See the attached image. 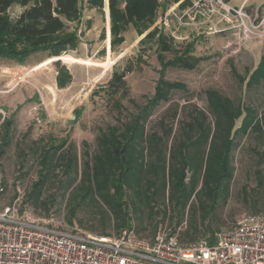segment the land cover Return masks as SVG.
Returning a JSON list of instances; mask_svg holds the SVG:
<instances>
[{
    "label": "rangeland",
    "instance_id": "rangeland-1",
    "mask_svg": "<svg viewBox=\"0 0 264 264\" xmlns=\"http://www.w3.org/2000/svg\"><path fill=\"white\" fill-rule=\"evenodd\" d=\"M52 1L55 3V0ZM165 1L169 3L168 6H174V0ZM227 1L232 6H240L244 0ZM80 3L81 16L84 18L91 12L100 21L101 36L105 34L106 37L109 18L111 28L110 6L106 18L104 9L90 11L92 8L87 0H80ZM257 9V23H262L264 0H249L247 12L256 14ZM24 10L22 5L15 4L9 12L11 19H16ZM174 26L176 27L175 24ZM260 27L264 35V25ZM81 30L84 35V27ZM166 33L171 36L170 31ZM146 35L147 33L139 36L134 28H129L125 34V43L116 52H112L111 59L108 58V63L105 64L85 61V65L68 66L72 62L61 60L73 77V82L62 91L53 87L57 76L54 64L50 66L46 63L40 68L0 71V114L3 119L14 122V140L5 156L0 158V208L14 202L18 189L25 195L33 190L40 170L38 156L43 146L60 145L66 141L64 150L72 146L83 167L85 161H92L101 131L106 132L109 127L130 122L147 105L161 78V65L158 59L160 52L155 41L140 45L139 42ZM176 36L181 38L177 41L172 38L176 49L183 51L194 41L195 54L201 61L193 70L170 67L166 69V80L183 84L185 88L174 91L168 102L162 103L151 112L145 124L147 133L163 135L161 121L164 120V125L173 127L177 138L180 128L191 122L198 111L205 112L212 121L213 117L207 111L206 102L209 89L218 90L235 104L254 107L259 114H264V82L253 85L252 88L247 86L251 73L264 57L263 37H253L241 42L233 32L199 36L192 30H180ZM108 41L109 39L107 46ZM88 43L92 44V41ZM98 43L105 46V39L100 38ZM65 55L69 54L62 56ZM164 55L165 59H172L174 56L172 53ZM46 57L47 54H35L28 66L38 64ZM8 64L12 63L1 61L0 67ZM233 70L246 79V82L242 84ZM114 72H125L126 89L116 86L110 88ZM14 81H19V86L11 90L10 85ZM118 102L121 104L119 108ZM236 145L238 147L233 156L234 178L227 186V192L216 202L214 211L206 214L202 206H208L209 202L204 197H196L182 213L173 211L172 206H169L168 219L163 214L156 213V220L158 218L168 222L169 227L178 229L177 233L181 237L188 238L190 235L198 241L211 239L210 233L206 231L207 227L215 233L232 228L242 215L251 213L250 207L256 199H259L258 208L264 212V162L259 164L260 157L251 152L253 147L263 152L264 141L257 140L255 136L238 137ZM170 146H174V139L168 143V147ZM79 182L80 179L74 186L61 189L60 178H52L42 190L41 205L34 208L31 203H27L25 210L42 224H53L64 230H81L93 235L102 234V219L107 222L109 212L100 202L99 205H80L75 219L72 223L69 221V198ZM132 209L130 208L131 221L139 229V234L152 240L155 217L152 221L148 210L137 215ZM171 217H175L174 221ZM113 232L115 230L110 227L107 234Z\"/></svg>",
    "mask_w": 264,
    "mask_h": 264
},
{
    "label": "trees",
    "instance_id": "trees-1",
    "mask_svg": "<svg viewBox=\"0 0 264 264\" xmlns=\"http://www.w3.org/2000/svg\"><path fill=\"white\" fill-rule=\"evenodd\" d=\"M178 1L174 0L175 3ZM109 2L113 53L125 42V34L131 27L139 36L147 33L140 45L155 41L158 46L161 78L155 94L130 122L100 132L97 151L92 161L84 162V168L72 146L64 150L66 141L43 146L38 156L37 181L24 204L39 207L42 190L52 178H60L61 189L74 186L80 179L69 198L70 223L80 205L100 202L108 210L109 218L107 222L102 219V234L98 235L110 236L134 228L136 234L144 238L131 221L130 208H133L134 214L148 210L149 218L155 217L154 236L162 227L178 234L181 242H197L194 236L181 237L178 229L169 227L168 222L158 218L157 221L156 213L168 219L169 206L182 213L196 197H204L209 202L208 206H202L206 214L214 211L216 202L227 192V186L234 178L233 156L238 147L237 138L255 136L263 142L264 114H259L254 107L235 104L218 90L209 89L206 102L212 121L205 112L198 111L191 122L180 128L177 138L173 127L164 125V120L161 121L163 135L147 133L145 124L151 112L168 102L174 91L185 88L183 84L167 81L166 69L193 70L201 59L195 54L194 41L179 51L172 36L163 30L152 29L160 8L159 0H126V4L121 0ZM87 3L92 9L103 10V0H87ZM15 4L22 5L25 10L16 19H11L9 12ZM81 15L80 0H55V3L52 0H0V62L26 66L33 55L47 54V58L57 60L53 62L57 69V88H67L73 77L60 57L78 48ZM104 38L105 34L101 36L102 40ZM165 53L174 56L165 59ZM233 72L242 84L246 82ZM112 75L110 88L126 89L125 72ZM262 82L264 57L251 73L247 86L252 88ZM117 105L118 108L121 106L119 102ZM13 125V120L3 119L0 114V158L5 156L14 140ZM171 139H174V146L168 147ZM251 152L260 157L259 164L264 162V151L253 147ZM258 201L256 199L250 207V215L264 214L257 206ZM174 219L171 217L172 221ZM136 220L139 219L136 217ZM110 227L115 232L107 234ZM206 231L210 233V242H214L218 233L210 227Z\"/></svg>",
    "mask_w": 264,
    "mask_h": 264
},
{
    "label": "built area",
    "instance_id": "built-area-1",
    "mask_svg": "<svg viewBox=\"0 0 264 264\" xmlns=\"http://www.w3.org/2000/svg\"><path fill=\"white\" fill-rule=\"evenodd\" d=\"M159 2L152 29L170 31L176 41L180 30L199 36L233 32L241 42L264 38L258 9L256 14L246 10L249 0L240 6L227 0H180L174 6ZM103 3L106 17L110 2ZM16 195L12 204L0 208V264H264V214L242 215L212 243L181 242L178 234L162 227L149 241L134 228L104 236L42 224L25 210L27 195L20 189Z\"/></svg>",
    "mask_w": 264,
    "mask_h": 264
},
{
    "label": "crops",
    "instance_id": "crops-1",
    "mask_svg": "<svg viewBox=\"0 0 264 264\" xmlns=\"http://www.w3.org/2000/svg\"><path fill=\"white\" fill-rule=\"evenodd\" d=\"M93 9H90L92 11ZM109 20V27L107 29V35L104 38L105 39V46H102L101 43H98L101 38V30H100V21L98 18H95L94 15L90 12L87 16L84 18L82 17L81 23L79 24V36H80V43L78 45V48L75 51H72L69 53L68 56H71V60H67V58L60 57L63 61L66 60L68 62V66H75V65H85V61H94L98 64H105L108 63V58L111 59L112 55V49L111 46H107V40L111 41V32H110V18ZM82 27H84L85 34L82 33ZM83 35V36H82ZM97 38V39H96ZM92 41V44H89L88 42ZM94 41V42H93ZM126 41V38H125ZM125 43V42H124ZM89 44V45H88ZM60 60V61H61ZM57 61L53 58H47L41 61L38 64L32 65V66H22V65H16L13 66V64H8L4 67H0V71L3 70H17V69H32V68H40L41 66L45 65L46 63L50 66L53 64L52 62ZM48 66V65H46ZM90 70V67H87ZM34 71V70H33ZM19 86V81L15 83H11L10 87L11 90L17 89ZM46 87V86H44ZM50 87V86H49ZM53 87L57 90V77L54 80ZM59 90V89H58ZM62 91V90H61Z\"/></svg>",
    "mask_w": 264,
    "mask_h": 264
},
{
    "label": "bare ground",
    "instance_id": "bare-ground-1",
    "mask_svg": "<svg viewBox=\"0 0 264 264\" xmlns=\"http://www.w3.org/2000/svg\"><path fill=\"white\" fill-rule=\"evenodd\" d=\"M110 45L109 41H108V46ZM61 57H64V58H72L71 56H68V55H65V56H61Z\"/></svg>",
    "mask_w": 264,
    "mask_h": 264
}]
</instances>
